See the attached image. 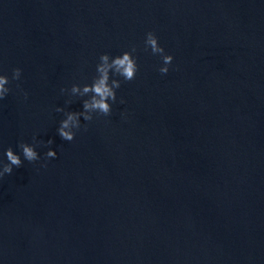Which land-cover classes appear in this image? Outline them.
<instances>
[{"label": "water", "instance_id": "water-1", "mask_svg": "<svg viewBox=\"0 0 264 264\" xmlns=\"http://www.w3.org/2000/svg\"><path fill=\"white\" fill-rule=\"evenodd\" d=\"M133 45L111 114L61 139L88 98L61 89ZM0 74V170L22 160L0 178V264H264V0H0Z\"/></svg>", "mask_w": 264, "mask_h": 264}, {"label": "clouds", "instance_id": "clouds-1", "mask_svg": "<svg viewBox=\"0 0 264 264\" xmlns=\"http://www.w3.org/2000/svg\"><path fill=\"white\" fill-rule=\"evenodd\" d=\"M145 50L151 49L152 54L159 55L162 59L163 66L159 68L161 74H167L169 65L173 61V56L166 54L164 48L159 44L158 38L153 32L146 33ZM136 52V46L133 45L131 51H124L120 55L110 56L108 53H103L99 56V63L96 66L97 75L93 78L91 84H73L69 89H61V92L70 91L71 95L79 97H88L82 101V111H68L65 112V118L61 120L60 126L57 129L58 135L61 139L72 141L75 138V131L80 128V118L83 117L85 121L93 120V113L97 115L108 116L111 114L112 106L109 101H116V90L121 86V80L110 78V73L113 77H122L124 81H132L136 77L138 71V64L133 53ZM21 69L15 68L12 70V79L18 80L21 76ZM9 84V77L0 74V100L4 99L10 88L6 87ZM121 103L124 101L121 99ZM67 103H71L68 101ZM57 112H63L64 109L57 108ZM35 140V137L33 138ZM48 144L53 141L49 139ZM18 147L22 150V155L28 162H35L39 160V154L35 150L34 144H28L21 141ZM5 155L8 163L3 164L0 170V178L5 174H11L13 167H20L22 160L20 155L15 153L11 147L7 148ZM46 157L55 158L57 152L49 149L46 152ZM46 166V165H45Z\"/></svg>", "mask_w": 264, "mask_h": 264}]
</instances>
